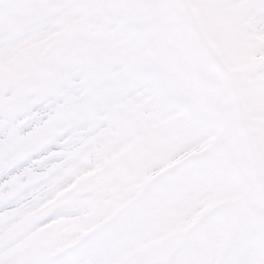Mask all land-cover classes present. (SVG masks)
<instances>
[{"label":"rangeland","instance_id":"374dc122","mask_svg":"<svg viewBox=\"0 0 264 264\" xmlns=\"http://www.w3.org/2000/svg\"><path fill=\"white\" fill-rule=\"evenodd\" d=\"M139 1L136 17L129 16L123 23L138 26H130L129 32L132 31L137 35L135 38L143 40L135 56V59L138 58L136 65L144 72H158L148 78L159 79L157 89L162 91L154 98L159 104L148 118H140L141 124L148 123V126L141 128L135 139L116 150H112L113 145L122 142L124 135L104 140L103 134L99 133L92 142L73 149L67 165L74 164L73 173L77 177L74 185L70 186L73 183L71 180L67 186L61 187L59 195L43 204L34 216L25 218L8 234L7 239L9 242L17 240L39 219L54 210L75 212L80 209L76 214L61 216L45 228L40 237L44 244L62 246L69 239L92 229L94 222L86 220L112 217L133 208L158 177L174 169L184 161L182 159L196 157L198 168L195 185L199 194L193 199L179 190L162 192L146 202L139 223L126 229L133 238L121 259L129 261L149 256L158 264H167L168 260L179 254L183 264H251L261 252L259 245L262 244L260 241L264 233V194L262 186L253 184L254 169L245 149L246 134L237 115L234 119V97L228 93L223 80L215 90L202 87L201 82L198 84L197 76L206 70V66L201 64L199 58L196 60L199 50L196 43L191 45L192 40L189 43L195 52V62L190 52L188 63L177 69L186 50L182 52V48L189 46L186 39L190 37L189 33L181 36L178 34L179 28H176V11L183 1L155 0L152 7H147V4L144 6V0ZM184 1L194 14L203 5L213 1L220 5V27L215 44L220 48L214 58L222 74L223 70L227 73L241 72L236 81L247 95L243 101L248 104L247 124L252 132L249 135L259 155L260 176L264 178V54L238 62L231 60L233 67H228L222 61V56L230 58V54L244 45L247 39L243 36L225 45L220 44L229 34L227 24L236 31L241 27L249 28L243 24L240 14L234 18L231 16L228 4L233 0ZM258 5L254 10L249 9L253 16L264 13V0H258ZM53 8L32 6L28 7V14L30 19L48 20L57 14ZM139 8H142V13ZM204 24L206 26V22ZM206 30L209 34V29ZM66 35L67 39L56 46L52 42L57 38H48V41L36 44L37 48L23 51L16 64L0 67V101L30 110L63 84L75 83L73 77L89 68L95 42L96 46L99 44L94 34L82 29L75 31L73 26L63 36ZM0 41L3 39L0 38ZM126 44L131 46L132 40ZM62 52L66 53L60 54ZM206 52L205 62L210 59ZM208 70L212 71V68ZM178 76L185 79H177ZM188 80L194 84L188 86ZM10 92L12 95L8 97ZM91 101L89 95L83 102L80 98L75 99L59 120L46 125L52 130L50 126L55 123L57 129L26 148L38 151L53 142L66 126L86 123L87 127L80 129L78 138L71 143L67 141L76 145L83 135L105 123L102 115L106 113L107 106L96 109ZM94 147L100 154L97 158L89 157L95 165L89 166V161L75 163L77 154L82 150L94 154ZM161 157L164 162L149 173L148 169ZM54 172L39 173L34 181L42 174L41 178H44ZM161 216L165 218L164 222H160Z\"/></svg>","mask_w":264,"mask_h":264},{"label":"snow or ice","instance_id":"6c2138e0","mask_svg":"<svg viewBox=\"0 0 264 264\" xmlns=\"http://www.w3.org/2000/svg\"><path fill=\"white\" fill-rule=\"evenodd\" d=\"M15 2L22 7H57L63 0ZM7 6L8 0H0V10ZM73 80L75 83L63 84L30 110L0 101V264H158L149 256L129 261L121 259L133 238L126 229L139 223L145 203L159 193L179 190L194 199L199 194L195 185L198 168L195 160L183 161L158 177L133 208L112 217L99 218L90 231L69 239L62 246L44 244L40 237L45 228L58 221L61 216L76 214L80 209L75 212H54L17 240L9 242L7 239L8 234L24 222L31 208L42 198L51 195L49 185L53 183L54 177L34 182L43 168L52 163L41 161L40 158L67 147L63 142L71 143L80 135V129L87 127L83 122L66 126L55 136L53 142L38 151L26 148L48 123L62 117L64 110L73 104L75 98L86 101L97 83L95 70L91 68L83 69ZM135 84L138 88H149L152 80L142 76L136 79ZM167 264H183V260L178 254L168 260Z\"/></svg>","mask_w":264,"mask_h":264},{"label":"bare ground","instance_id":"6f19581e","mask_svg":"<svg viewBox=\"0 0 264 264\" xmlns=\"http://www.w3.org/2000/svg\"><path fill=\"white\" fill-rule=\"evenodd\" d=\"M213 1V0H212ZM228 8L232 11L231 16L234 18L235 15L240 14V18L243 20V24L247 25L248 29L234 30L232 25L227 24L229 28V34L221 40L220 44H227L245 36L246 43L239 46L234 53L230 54L229 66L233 64L231 60L238 62L246 59H252L257 55L264 53V13L259 16H253L249 9L258 8V0H233L231 4H228ZM60 6H64L63 12H71L68 21L72 23L83 22L85 6L80 3L73 4V0H63ZM85 7V8H84ZM91 7L89 6V10ZM220 5L217 2H211L208 5H203L202 8L197 10V18L202 23L206 22V27L209 29V39L211 40V46H215L217 42L218 29L220 27ZM66 22H61L55 26L42 29L40 32H34L24 36H21L19 40L7 41V47L0 49V63L14 57L25 48L30 47L37 40V38L48 37L58 34L60 30L66 27ZM94 31L99 37L98 44L96 42L93 56L89 58V68L95 70L97 83L91 90L89 96L93 99V107L101 108L112 103V107L108 110V115H104L107 124L98 127L95 131L89 132L88 135L83 136L82 140L76 145L66 144L67 147L62 148L60 157L62 159L54 160L52 157L53 152L46 154L41 158H49L48 161H52L47 166L59 167L56 171L61 175L54 177L53 183L49 185L50 196H46L38 201L30 210L27 216H32L43 204H45L52 195H55L62 186L68 183L71 179L74 170V164H66L68 158H70V152L73 149L80 148L81 145L90 143L93 137L98 133L103 134L104 140H110L114 136H123L122 142H117L113 145L112 150L120 148L122 145L128 143L130 140L136 138L137 132L146 126L148 123L141 124V117L150 116L154 109L158 106V101L154 98L149 97L145 100H138L145 88H138L135 81L139 77H146L147 74L142 72L136 67V62L133 57L137 53V47L141 44V41H135L131 46L127 45L126 42L134 39V35L130 34L128 37L122 36L121 32L118 33L115 28L108 29L106 27L96 28L95 24L89 22V31ZM103 32L106 35L102 37ZM43 35V36H42ZM216 38V40H215ZM226 62V61H225ZM181 66L178 67L180 70ZM154 81H152V85ZM149 87V89H151ZM77 99V98H75ZM38 115H42L37 113ZM121 120L118 125L115 123ZM57 129V126H52V130ZM50 129L43 128L41 133L35 138L39 141L45 139ZM32 144L27 145L30 147ZM104 152V151H102ZM108 154L110 151H105ZM92 157H99L100 154L96 147H94V154L88 151H83L78 157L77 162L89 161V166L95 165L96 163L90 162ZM40 158V159H41ZM47 178L46 180H48ZM74 179V178H73ZM45 180V181H46ZM254 264H264V249L259 255L258 259Z\"/></svg>","mask_w":264,"mask_h":264},{"label":"clouds","instance_id":"9594fccd","mask_svg":"<svg viewBox=\"0 0 264 264\" xmlns=\"http://www.w3.org/2000/svg\"><path fill=\"white\" fill-rule=\"evenodd\" d=\"M163 162H164V161H163V158H162V157L159 158V159L154 163L153 167L150 168V169H148V172L150 173V172H152V171L157 170V169L159 168V166H160ZM159 219H160V222H164V219H165V218H164L163 216H161ZM96 220H98V218H96V217H92L91 220H86V222H95Z\"/></svg>","mask_w":264,"mask_h":264}]
</instances>
